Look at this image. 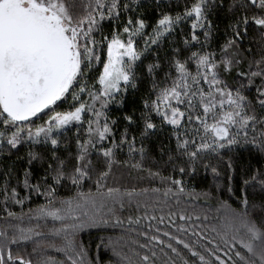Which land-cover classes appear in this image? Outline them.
Listing matches in <instances>:
<instances>
[{
    "label": "snow or ice",
    "instance_id": "6c2138e0",
    "mask_svg": "<svg viewBox=\"0 0 264 264\" xmlns=\"http://www.w3.org/2000/svg\"><path fill=\"white\" fill-rule=\"evenodd\" d=\"M0 197V264H264V0H0Z\"/></svg>",
    "mask_w": 264,
    "mask_h": 264
},
{
    "label": "trees",
    "instance_id": "16d2710c",
    "mask_svg": "<svg viewBox=\"0 0 264 264\" xmlns=\"http://www.w3.org/2000/svg\"><path fill=\"white\" fill-rule=\"evenodd\" d=\"M179 10V9H175ZM226 23V21H224ZM107 27V26H106ZM221 27H223V24H221ZM222 40V37L219 38ZM102 66V65H101ZM147 85H142L141 86V92L145 91ZM65 105H62L61 107H64ZM112 114L116 115V106L112 107ZM24 149H21V152H23ZM152 154L156 155V148L155 144H153L152 147ZM12 159H15V156L12 157ZM203 175V174H202ZM208 185V179H201V178H196L195 186L199 190L200 188L207 187ZM23 190H21V195H23ZM60 195H67V193L61 189L60 190ZM0 200H2V197H0ZM44 203V198L43 197H36L33 196L30 202H26L23 206L19 205H14L10 204L9 207L11 210L20 213L21 211L27 212L29 208H34L38 204ZM215 200L212 201V205L214 206ZM209 205L205 203L204 200L199 201V207L200 208H207ZM134 214V213H133ZM5 213L3 212L2 207H0V228H3L5 225ZM121 215L126 216L128 215L127 212L122 213ZM12 223H18L17 220L12 219ZM22 227H33L35 228L36 231H39L43 233L42 237H34L32 241H26L22 242L19 246H13V251L14 252H20V254L24 255L26 258L30 257L33 261H36L38 259H43L45 257H52L56 261L64 260L65 256L64 253L59 251V248L63 245V237L62 236H56L53 233L50 232V229L53 227H58L59 222L54 221L52 218H32L28 219L27 217L20 222ZM38 226V227H37ZM103 229V230H101ZM143 230V229H141ZM125 229L116 227L113 228L111 225H102L100 228H88L82 230L80 233H78L76 239L78 241H82L85 246L88 247L90 257H95L97 255V248L96 245L99 243L100 237H113L118 238L123 236L124 240L119 241L121 246H123L124 251H128L127 245L124 244L125 240H128V236L124 235ZM9 235H11V230H9ZM39 239L41 241V248L37 252H33L32 249L35 246V241ZM132 239H140L141 242L143 241V238L137 237L134 233L132 234ZM52 244L55 245L54 247H47L46 245ZM99 257L101 261H108L109 259H113L112 253L110 249H104L101 248L99 250Z\"/></svg>",
    "mask_w": 264,
    "mask_h": 264
}]
</instances>
